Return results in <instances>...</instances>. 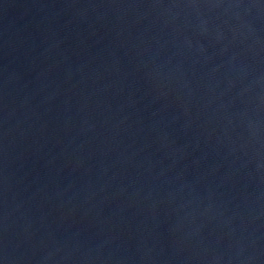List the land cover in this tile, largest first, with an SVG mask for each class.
<instances>
[{"label":"water","instance_id":"95a60500","mask_svg":"<svg viewBox=\"0 0 264 264\" xmlns=\"http://www.w3.org/2000/svg\"><path fill=\"white\" fill-rule=\"evenodd\" d=\"M0 264H264V0H0Z\"/></svg>","mask_w":264,"mask_h":264}]
</instances>
